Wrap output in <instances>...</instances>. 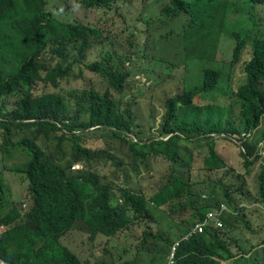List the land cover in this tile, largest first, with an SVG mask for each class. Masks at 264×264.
<instances>
[{"label":"trees","instance_id":"16d2710c","mask_svg":"<svg viewBox=\"0 0 264 264\" xmlns=\"http://www.w3.org/2000/svg\"><path fill=\"white\" fill-rule=\"evenodd\" d=\"M127 1L79 0L73 7L100 20L101 10L119 13ZM61 6V0L55 7L51 0H0V150L9 160L27 159L6 170L29 182L26 209L8 198L10 189L0 172V225L6 226L0 258L11 264H92L63 243L79 231L82 240L95 241L94 249L99 246L95 251L103 259L96 264H114L110 244L138 227L137 257L152 255L153 264L159 256L169 257L172 245L162 234L163 210L170 218L190 212L191 230L183 238L225 204L231 213L222 219L223 228L205 227L203 234L182 242L174 264H263L264 131L258 139L242 137L259 130L264 118V24L256 18L264 0H170L162 6L167 17L185 14L188 22L183 28L186 55L178 63L164 60L172 66L171 75L154 88H182L166 98L161 123L140 117L132 102H123L129 73L113 31L81 18L63 19ZM219 51L229 53V67L217 58ZM89 52L98 54L90 62ZM76 66L94 72L108 87L60 93L61 81L75 77ZM13 96L18 100L10 108L7 99ZM139 98L152 105L156 96ZM92 128L95 135L87 133ZM52 139L53 151L42 146ZM221 141L239 150L245 175L259 168L256 198L244 174L217 148ZM115 144L128 146L129 153L111 149ZM125 153L135 177L121 157ZM198 157L203 167L195 168ZM155 158L166 161L167 171L159 178L150 175L155 183L147 191L141 166ZM74 164L82 168L73 170ZM109 167L117 173L110 175ZM132 181L137 189L130 187ZM202 187L209 188L208 195L199 193ZM173 226L169 222L167 227ZM137 263L135 257L124 264Z\"/></svg>","mask_w":264,"mask_h":264},{"label":"rangeland","instance_id":"374dc122","mask_svg":"<svg viewBox=\"0 0 264 264\" xmlns=\"http://www.w3.org/2000/svg\"><path fill=\"white\" fill-rule=\"evenodd\" d=\"M64 2V6L62 7V17L63 19L69 18H81L85 21L97 23V24H104L106 27L113 32L112 34V41L114 42L115 47L118 49L121 55H124L125 59L127 60L126 64V72L129 73L128 80L125 83V88L122 92L123 102H132L131 109L134 111L135 114H138L140 117L151 119L156 118L158 123L162 122L163 116L165 114V100L169 95H174L182 90V88L178 85L173 87H169L166 90H155L156 82L161 79H167L169 75H171L170 68L172 69L171 64H168L164 60L172 59V62H181L180 56L183 54L185 55V31L183 28L188 22V18L185 14L180 15L179 17H174V14H171L170 17L164 15L162 11V6L166 3L169 4L170 0H157L156 3H150L147 0H128L124 4L120 6V12L117 13L113 8L111 9H104L101 10L100 20H96L94 18L93 13H89L86 11H82L80 9L74 8L73 5H77L79 0H61ZM66 1V2H65ZM58 4V0H51V5L56 6ZM70 4L72 6L71 9L67 8V5ZM88 14V16H87ZM256 18L259 20L258 24H264V6H259L257 10ZM262 34L264 36V26L262 28ZM230 38L225 39L226 44L231 46L233 44L232 39ZM221 41L223 39L221 38ZM95 51H97L95 49ZM88 62L93 60L98 54L97 52L88 53ZM177 57V58H175ZM217 58L222 59L226 62L227 67H229L230 62V55L229 53H225L219 51L217 53ZM193 65V64H191ZM190 65V66H191ZM192 67V66H191ZM236 68V67H235ZM190 70V69H189ZM236 70V69H235ZM75 77L66 79L61 81L59 92L62 93H72L78 92L81 93L86 88L90 86L95 87H102L107 88L108 82L102 81L101 77H98L93 72H90L88 69L76 66L73 69ZM239 76V71H237V76ZM177 79H180L177 76ZM114 94H117L115 90H113ZM48 92H58L54 89L48 90ZM155 93L156 99L154 104H144L145 100L140 99L139 97L144 95L145 93ZM227 97V96H226ZM218 100H226L220 95L215 97ZM18 98L17 96H13L7 99V104H9L10 108H15L16 102ZM210 101L213 98H209ZM134 101H138L139 104H134ZM228 102V101H227ZM71 109H74L73 104L71 103ZM129 107L126 105L125 109ZM148 126V125H147ZM3 130L0 129V147L2 143V136L1 132ZM264 131V118L259 130L253 134L254 137L258 139L259 135ZM87 133H91L95 135L94 130H90ZM98 144L104 143L103 139L97 141ZM51 144H48L46 141L43 140V145L46 149L53 151L54 144L53 139L50 141ZM263 143H261L262 145ZM264 146V145H262ZM114 148H122L123 151L129 153L128 146H118L115 144L111 147ZM219 151L222 153V156L232 164V167L235 168L238 174L243 175L245 180H248L247 187L253 193L251 195L252 198L258 196V182L257 177L259 174V168L255 169L250 176L245 175L244 169L240 164L239 158V150L230 143H225L221 141L219 143ZM262 149L261 154L264 156V148ZM1 149V148H0ZM206 149V148H204ZM118 150V149H117ZM66 151L70 153V148H66ZM202 151V148H201ZM207 151V150H206ZM121 151H119L120 154ZM198 152V151H197ZM241 152V151H240ZM263 152V153H262ZM21 156V155H20ZM123 160L127 164L130 165L131 160L128 158L127 154L125 153L123 156ZM128 158V159H127ZM199 161H197L194 166L195 168L202 166L203 162L201 161L202 158L198 157ZM69 159V158H68ZM27 162V159L23 156L18 157L16 159L9 160L8 156H4L0 150V172L2 173V177L6 185H8L10 192L8 194V198L14 202H18L19 204L25 203L27 204V209L29 207L28 197V187L29 182L26 180L25 175L14 173L8 171L11 167L19 166L22 163ZM72 162V161H71ZM66 163V162H65ZM129 164V165H128ZM81 165V164H80ZM77 166V165H76ZM9 167V168H8ZM130 173L132 177L136 175V172L129 166ZM142 174L141 177H144V181H142L143 187L148 191L149 189L146 188L149 185L152 186L153 179L149 177L152 175L155 178H159L162 175V171H167V164L166 161L162 158H155L152 159L148 165L141 166ZM110 175L117 173V170L113 167H109L106 169ZM196 173V172H195ZM118 175V174H117ZM121 175V173H120ZM198 176V172H197ZM138 179V177H137ZM135 181H132L131 186L134 189L136 188ZM152 188V187H151ZM208 187H202L201 192H199L202 196L208 195L207 193ZM218 192V191H217ZM219 193V192H218ZM220 195V193H219ZM255 195V196H254ZM221 196V195H220ZM220 200V199H219ZM248 204V202H244ZM166 211L165 215L162 216V225L161 230L165 233H162L165 237H170L171 240L175 241L178 240L184 231L189 230L187 225L191 220L190 212L185 214L184 216L175 215L170 218ZM262 225L264 227V216ZM175 219V221H173ZM172 222L174 226L168 228V223ZM182 222V223H181ZM77 229H82L77 227ZM191 230V228H190ZM189 230V231H190ZM141 229L135 227L129 232H125L123 234L118 235V237L112 241L110 247L112 245V249L114 250V264H124L125 261L128 259H134L135 257L139 260L140 263L137 264H151L152 255L142 254L140 258H138V254L136 250L138 249L137 243L141 237ZM73 235H69L65 238L64 242L69 245L75 252H77L84 260L88 262H92V264H96L98 260L103 259V254H99L96 250L98 247L94 249V243L91 241H87V239L83 238L82 234L77 231L73 232ZM161 233V231H160ZM260 239V237H257ZM102 242V246L100 249H103L104 242L102 240H98ZM85 242V244H83ZM97 243V242H96ZM165 249V245L161 246ZM264 252V251H263ZM261 250L260 254V261L264 264V253ZM169 255L168 252H166ZM164 258H168V256H159L153 262V264H168L169 259H167V263L165 262ZM109 263L111 262L108 260ZM111 264V263H110Z\"/></svg>","mask_w":264,"mask_h":264},{"label":"built area","instance_id":"2783aa9c","mask_svg":"<svg viewBox=\"0 0 264 264\" xmlns=\"http://www.w3.org/2000/svg\"><path fill=\"white\" fill-rule=\"evenodd\" d=\"M244 138H249V135H244ZM228 209L226 206L222 205L219 209L214 210L206 216V219L203 223L197 224L195 228L188 234L187 239L192 238L193 236L201 235L204 233L205 227H215L218 229L223 228L222 219L227 215ZM6 231V227L0 228V234ZM0 264H10L2 259H0Z\"/></svg>","mask_w":264,"mask_h":264},{"label":"clouds","instance_id":"9594fccd","mask_svg":"<svg viewBox=\"0 0 264 264\" xmlns=\"http://www.w3.org/2000/svg\"><path fill=\"white\" fill-rule=\"evenodd\" d=\"M186 55V54H185ZM127 64V63H126ZM90 71V70H89ZM91 72V71H90ZM94 73V72H93ZM95 74V73H94ZM91 130H94V128H92ZM244 136V135H243ZM249 138L251 139V138H253L254 136L252 135V134H249ZM242 138H244V137H242ZM246 138V137H245ZM259 138V137H258ZM262 145H264V143L262 144ZM262 145H260V147H262V148H264V146H262ZM239 146L240 147H242V145L241 144H239ZM261 151H262V149H260ZM263 153V152H262ZM77 165V166H76ZM82 168V166L80 165V164H74L73 165V167H72V169L73 170H80ZM257 196H255L254 198H256ZM222 205H224V206H226L225 204H222ZM221 205V206H222ZM220 206V207H221ZM254 206H259V204H255ZM219 207V208H220ZM227 207V206H226ZM24 208H26L27 209V204L25 203V205H24ZM219 208H216V209H219ZM216 209H214V210H216ZM228 209V208H227ZM213 210V211H214ZM213 211H211V212H213ZM228 213L227 214H230L231 212H230V210L228 209ZM211 212H209V213H211ZM208 213V214H209ZM207 214V215H208ZM206 215V216H207ZM2 227H6L5 225H0V228H2ZM163 232V231H162ZM5 233V232H4ZM4 233H2V234H0V235H3ZM163 233H165V232H163ZM190 233V232H189ZM188 233V234H189ZM188 234H186V236H184L183 238H179L178 240H175V241H173V240H171V238L170 237H165V238H167V239H169V240H171L172 241V245H171V250H170V254H169V257H168V264H174V262H175V256H176V252H177V249H178V247L180 246V244L182 243V242H188V241H190L189 239H187V237H188ZM63 243L66 245V246H68L69 247V245H67L64 241H63ZM70 248V247H69ZM73 252H75L74 250H73ZM76 254H78L77 252H75ZM79 255V254H78ZM80 256V255H79ZM1 259V258H0ZM3 260V259H2ZM5 261V260H4ZM7 262V261H6ZM9 263V262H8ZM89 263V262H88ZM11 264V263H10Z\"/></svg>","mask_w":264,"mask_h":264}]
</instances>
